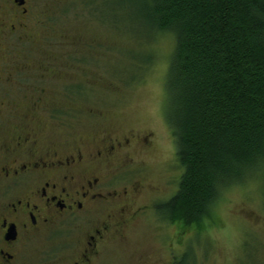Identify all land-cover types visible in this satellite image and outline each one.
<instances>
[{"label":"rangeland","instance_id":"rangeland-1","mask_svg":"<svg viewBox=\"0 0 264 264\" xmlns=\"http://www.w3.org/2000/svg\"><path fill=\"white\" fill-rule=\"evenodd\" d=\"M36 4L30 43L13 44V77L29 96L23 103L44 89L49 112L37 114L40 144L67 154L124 143L100 166L116 171L111 187L131 186L122 203L136 215L106 241L98 264H173L186 253L193 264H264V178L222 190L211 218L197 225L157 210L182 174L165 117L175 36L150 32L144 0Z\"/></svg>","mask_w":264,"mask_h":264},{"label":"trees","instance_id":"trees-1","mask_svg":"<svg viewBox=\"0 0 264 264\" xmlns=\"http://www.w3.org/2000/svg\"><path fill=\"white\" fill-rule=\"evenodd\" d=\"M143 14L151 33L175 36L165 117L182 174L157 210L197 225L222 190L264 178V0H144Z\"/></svg>","mask_w":264,"mask_h":264},{"label":"flooded vegetation","instance_id":"flooded-vegetation-1","mask_svg":"<svg viewBox=\"0 0 264 264\" xmlns=\"http://www.w3.org/2000/svg\"><path fill=\"white\" fill-rule=\"evenodd\" d=\"M36 2L0 0V264H98L106 241L136 215L122 203L131 186L111 187L116 171L100 166L124 143L67 154L40 144L44 89L23 103L29 96L13 77V44L30 43Z\"/></svg>","mask_w":264,"mask_h":264}]
</instances>
